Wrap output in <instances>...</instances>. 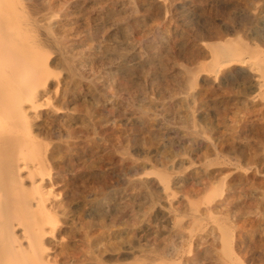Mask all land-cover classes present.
<instances>
[{"label": "rangeland", "instance_id": "obj_1", "mask_svg": "<svg viewBox=\"0 0 264 264\" xmlns=\"http://www.w3.org/2000/svg\"><path fill=\"white\" fill-rule=\"evenodd\" d=\"M16 2L39 12L41 37L54 20L64 46L47 54L52 92L40 99L55 104L45 129L67 145L57 259L264 264V0ZM226 39L242 72L202 70Z\"/></svg>", "mask_w": 264, "mask_h": 264}, {"label": "bare ground", "instance_id": "obj_2", "mask_svg": "<svg viewBox=\"0 0 264 264\" xmlns=\"http://www.w3.org/2000/svg\"><path fill=\"white\" fill-rule=\"evenodd\" d=\"M31 9L18 5L16 0H0V264H65L57 258L62 256L64 259L67 248L63 235L69 223L67 199L70 196L64 190L68 180L61 175L67 159L62 152L67 145L54 141L55 136L45 129L47 116L55 104L50 98L40 100L52 92L51 70L45 61L47 54L54 49L63 53L64 46L52 31L54 20L46 22L48 34L40 36L35 16L39 12ZM233 42L226 39L212 43L213 59L202 70L221 77L230 71L241 73V67H236L241 61L239 49ZM11 48L19 51L18 57L8 55ZM11 60L15 61L14 66L10 64ZM224 66L229 69L222 73ZM259 71L264 74V65ZM57 90L59 98L67 93L63 87ZM59 139H62L61 135ZM24 173L27 177L23 176ZM62 213L64 216L60 215ZM83 220L82 217L80 229H83ZM59 237L62 239H57ZM57 247H60L59 251Z\"/></svg>", "mask_w": 264, "mask_h": 264}]
</instances>
